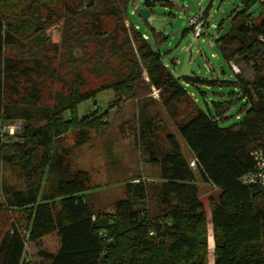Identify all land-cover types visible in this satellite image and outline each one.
Masks as SVG:
<instances>
[{"label":"trees","instance_id":"16d2710c","mask_svg":"<svg viewBox=\"0 0 264 264\" xmlns=\"http://www.w3.org/2000/svg\"><path fill=\"white\" fill-rule=\"evenodd\" d=\"M83 1L0 0V162L23 180L22 187L2 182L0 213L17 211L25 220L24 229L12 221L1 231L0 264H207L210 248L212 264H264V192L252 195L242 180L255 167L251 151H264V45L258 39L264 1L240 0L227 32L214 39L225 61L252 70L249 78L242 72L219 83L170 70L139 28L125 26L119 0H91L88 8ZM98 3L109 11H99ZM56 23L59 42L47 34ZM151 32L159 42L166 39ZM92 78L99 80L94 88ZM221 83L239 92L204 110L187 88ZM104 90L113 92L105 109L78 115L80 104ZM236 100L244 101L239 121L225 125ZM128 102L136 113L135 146L155 174L150 181L126 180L123 195L106 211L87 198L89 172L69 157L92 133L109 128V110ZM5 123H19L22 131L3 139ZM202 184L215 190L208 212ZM47 237L54 250L42 246Z\"/></svg>","mask_w":264,"mask_h":264},{"label":"rangeland","instance_id":"374dc122","mask_svg":"<svg viewBox=\"0 0 264 264\" xmlns=\"http://www.w3.org/2000/svg\"><path fill=\"white\" fill-rule=\"evenodd\" d=\"M155 5L149 8V16L142 20L137 14V9L141 6L142 0H119L121 10L124 14V24L129 28V23L139 28L148 38V41L157 50L163 62L176 74L180 70L187 52H190L188 64L191 71L196 76L209 78L219 82L232 81L235 75L230 68V63L223 59L214 39L227 32L229 26V15L242 6L240 0H152ZM84 5L88 8L94 2L84 0ZM96 8L101 12H108L109 7L98 3ZM207 11L208 20L219 26L217 29L204 28L203 35L197 39L193 37L191 29L188 27V18L196 12ZM111 25L110 19L104 20V25ZM151 28L155 32H161L166 39L159 42L154 38ZM47 34L53 42H59L61 36L60 23H56L47 30ZM78 53V52H76ZM235 63V62H234ZM244 72V77L249 78L252 70L248 64L235 63ZM247 73V74H245ZM240 74V75H241ZM65 82H69L67 77H63ZM92 80V88L98 85V79ZM55 88L60 89L59 82L54 84ZM188 91L194 93L192 96L197 101L198 106L203 110L211 106L212 102H222L232 99L230 93L239 92L238 88L232 84L202 85L196 89L192 85H187ZM50 90V87L48 91ZM191 92V93H192ZM154 100H158V92ZM113 99L111 90H104L96 95L94 101L84 102L78 107V115L90 114L95 110H103ZM244 101L236 100L230 108L228 115L231 117L226 120L225 125L239 121L236 111ZM156 110L165 120L167 129L174 132L182 143V150L185 156H189L188 149L177 133L175 126L168 120L163 109L156 105ZM44 109V108H42ZM212 110V109H211ZM38 111V108H37ZM158 113V114H159ZM135 109L133 103L128 102L122 107H114L109 110V128L106 131L92 133L90 140L79 147H74L69 157L71 165L78 169L89 172L90 189L87 198L98 208L111 210L112 203L123 195V185L128 179H134L135 175L153 179L154 170L140 159L138 148L135 146L134 137L137 126L135 123ZM18 129L17 125H13ZM66 145L72 143L70 134L67 135ZM6 137L3 136V139ZM8 140V139H7ZM2 182L11 184L15 187H22L23 180L11 170L7 165L0 162V203L4 202L1 192ZM214 188L210 185L200 186V197L204 203L205 210L209 211L208 196L213 193ZM24 215L17 211L4 209L0 213V233L12 221H18V225L25 221ZM24 229L25 223L21 224ZM209 247L213 246L212 237H208ZM46 250H54V243L50 238H46L41 243ZM33 245V244H31ZM28 246L30 251H34L35 246ZM207 264H212L211 248L209 249Z\"/></svg>","mask_w":264,"mask_h":264},{"label":"built area","instance_id":"2783aa9c","mask_svg":"<svg viewBox=\"0 0 264 264\" xmlns=\"http://www.w3.org/2000/svg\"><path fill=\"white\" fill-rule=\"evenodd\" d=\"M258 1H264V0H258ZM188 27H190L193 37L196 39L203 35V29L204 28H212L216 29L217 25L211 21L208 20V15H204L203 12H196L193 16L188 18L187 21ZM142 36L146 39L147 36L142 33ZM259 41L262 45H264V34L260 35L258 37ZM230 68L233 71L234 74L241 73L240 68L232 61ZM229 63V62H228ZM158 90L153 89L150 93L151 96L155 97L157 95ZM17 125L18 129H15L13 125ZM22 131V125L19 123H5L2 126V133L5 135L6 139L10 140L12 137L14 138L15 135L20 134ZM3 135V136H4ZM251 156L254 161V170L245 175L242 180L245 183H248L249 181H255L259 187L261 188V192H264V151L260 148H255L251 151ZM189 166L191 168H195L197 166V160L195 158H191L189 161ZM139 180H147V178L141 177L140 179H133V182L139 181ZM25 261L27 262V257H24Z\"/></svg>","mask_w":264,"mask_h":264},{"label":"water","instance_id":"95a60500","mask_svg":"<svg viewBox=\"0 0 264 264\" xmlns=\"http://www.w3.org/2000/svg\"><path fill=\"white\" fill-rule=\"evenodd\" d=\"M154 5L155 3L152 0H142L141 6L137 9V14L141 17L142 20H146L149 16V8ZM190 57L191 55H190V52L188 51L184 58V61H183V64L180 70V76L185 79L193 78L195 76L194 73L191 71L190 65L188 64ZM248 186L251 189L252 195H255L261 192V188L255 181H249Z\"/></svg>","mask_w":264,"mask_h":264},{"label":"crops","instance_id":"0c3cea01","mask_svg":"<svg viewBox=\"0 0 264 264\" xmlns=\"http://www.w3.org/2000/svg\"><path fill=\"white\" fill-rule=\"evenodd\" d=\"M191 94H193V93H191ZM179 142H180V140H178ZM180 144H181V146H182V143L180 142ZM188 155H189V153H188Z\"/></svg>","mask_w":264,"mask_h":264}]
</instances>
